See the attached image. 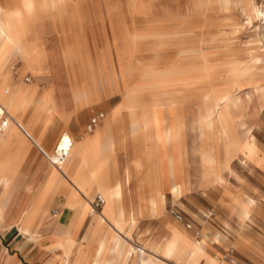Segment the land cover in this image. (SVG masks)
<instances>
[{
  "label": "rangeland",
  "instance_id": "rangeland-1",
  "mask_svg": "<svg viewBox=\"0 0 264 264\" xmlns=\"http://www.w3.org/2000/svg\"><path fill=\"white\" fill-rule=\"evenodd\" d=\"M51 1L32 0L30 13H25L22 0H0L9 9L5 16L13 34L12 24L20 21L19 12L29 14L33 25L28 29L39 33L35 37L38 42L28 46L31 55L12 61L11 83L25 88L22 84L36 81H101L116 88L114 99L126 96L148 104L172 101L181 116L182 156L177 141L173 151L177 171L180 165L185 169L186 188L173 195L170 206L192 220L195 229L169 215L168 204L159 218L137 220L130 228L133 241L152 248L166 239L173 224L193 241L205 239L206 251L217 255L223 264H231L226 256L230 248L238 264L258 262L251 253L254 248L260 254L264 251V0ZM0 14L2 18L3 11ZM21 26L26 30L24 23ZM22 61L27 70L22 69ZM5 68H0V78ZM36 71L45 75L38 76ZM27 74L29 82L24 80ZM7 88L5 102L24 113L28 105H16L18 97L11 86ZM28 93L37 97L34 91ZM226 93H231L226 100L233 103L228 108L230 129L239 139L248 140L253 150L248 157L240 148H229L231 161L221 169L218 182L208 164L217 163L206 159L213 157L209 152L214 148L218 160H224V138L217 133L201 138L198 117L209 106L220 108L223 102L216 96ZM0 105L7 108L2 101ZM38 107L45 113L42 105ZM127 108L131 113L137 110ZM50 121L45 119V125ZM57 139L44 146L48 153ZM248 199L253 201L248 216L242 218L237 206ZM211 210L214 215L207 216ZM48 211L44 223L52 220ZM170 243L176 259L181 251L183 259L189 256L191 247L179 245L173 238L160 247Z\"/></svg>",
  "mask_w": 264,
  "mask_h": 264
},
{
  "label": "crops",
  "instance_id": "crops-1",
  "mask_svg": "<svg viewBox=\"0 0 264 264\" xmlns=\"http://www.w3.org/2000/svg\"><path fill=\"white\" fill-rule=\"evenodd\" d=\"M3 6L7 12L9 9ZM12 26L19 38V48L14 56L9 58V62L5 61L8 58L6 55L0 63L2 68L7 62L0 78V91L3 88L5 95L9 93L7 86L18 90L19 83H11L12 61L14 58L21 59L25 55L29 57L31 53L28 51V46L38 42L35 37L39 34L33 29L23 30L20 22L13 23ZM22 69H26L23 61ZM37 75L44 76L45 73L39 72ZM22 85L36 92L38 97H48L53 116L45 125V113L41 108H35L33 105L27 106L24 113L8 110L5 107L0 110L1 117L7 112L19 124L11 122L5 129H0V174H8L16 187L3 212L4 220L0 222V264L130 262L123 258V253L126 241H133L130 229L133 226L117 225L112 222L103 210L107 198L97 186L100 185V189H110L116 181H120V203L125 205L126 214L133 213L137 220L157 219L164 214L166 206L174 202L170 191L172 176L167 156L163 160L166 166L154 168L153 165L158 155L165 153L169 155L171 145L159 144V152L147 158L146 151L153 146V143L146 141L144 136L146 133L153 136L157 128L152 123L149 128L137 130L140 123L139 114H133L127 108L139 110L155 103L148 104L138 98L126 96L125 99H114L116 88L101 81L93 84L82 80L70 83L36 81ZM231 104L233 103L226 100L221 106L225 112L228 130L237 146L250 157L252 145L248 140L242 139L245 140L242 141L236 137L230 129L228 108ZM97 111H102L105 115L96 129L87 132L86 124L91 115ZM18 115H21V120ZM168 115L163 114L162 128ZM22 122L31 123L33 134ZM212 123L211 132L221 135L220 125L215 119ZM63 130L71 135L72 145L67 159L62 164L63 167L57 168L46 159L40 148L47 152L44 146L49 147L57 136L58 142ZM209 155L213 156L214 161L218 160L214 148ZM43 157L50 165H47ZM103 158L104 161L100 163ZM214 165H210L213 178L220 182L221 169L226 167ZM92 172H95L94 176ZM150 174L153 178L152 182L148 181ZM179 178L186 182L185 169L181 165ZM176 180L179 181L178 178ZM27 184L38 188L35 197H29L28 194L23 196L22 188ZM19 187L21 189L18 191ZM157 191L163 195V199L161 201L157 198L159 207L151 210L149 198L156 197ZM98 192L105 197L101 210L85 211L83 203L87 201L90 204ZM252 201L248 199L246 204L237 206L242 218L248 216V206ZM50 205H53L51 209H49ZM53 210H56L55 214ZM47 211L50 214L48 219L52 218V220L44 223ZM99 213L104 216L101 222H99ZM169 227L171 231L166 239L161 243H154L152 248L151 245L148 246L150 250L160 247L168 239L173 238L179 245L187 244L194 249L191 259L194 264H223L221 262L224 261L219 260L217 255L206 251L205 239H198L200 243L194 244L193 240L176 225L172 224ZM66 236L74 237L67 240ZM253 253H251L253 259L258 262L242 263L264 264V251L260 254L254 248ZM162 258L174 260L176 264L180 262L172 255L160 256V260L165 262Z\"/></svg>",
  "mask_w": 264,
  "mask_h": 264
},
{
  "label": "bare ground",
  "instance_id": "bare-ground-1",
  "mask_svg": "<svg viewBox=\"0 0 264 264\" xmlns=\"http://www.w3.org/2000/svg\"><path fill=\"white\" fill-rule=\"evenodd\" d=\"M49 2L53 3L51 0H49ZM22 4L24 6L23 9H24L25 13H30V10L32 9V0H22ZM0 10L3 11V13H4V14H2L3 17L0 19V63H2V60L6 55H8V58L5 61L9 62V60H10L9 58H11V56H14V54L18 51L19 47H18V41H17L16 35H15V33L13 34V32L10 28L11 27L10 21L5 16V14L7 13L6 9L1 3H0ZM19 13H20V16H19L20 24H21V22L24 23L26 25V31L30 30V29H28L30 27L29 24L32 26L33 20L31 18H29V14H27V16H25V15L22 16L21 12H19ZM9 50H10V54H8ZM6 65H7V62H6V64H4V66H6ZM13 94L18 97L16 105H18V106L35 105L37 107L42 105L44 107L42 109L45 110V115H46L45 119L50 120V118H52L53 109L50 106V100L48 97H46V96H43V97L42 96H39V97L38 96L37 97L31 96L28 93V89L22 88L20 86H18L17 91L15 89H13ZM230 94L231 93H226V94L216 96V97L218 98L219 102H223V101L226 102V99L228 98V96ZM7 97H9V95L8 96H7V94L5 95L3 88H2L0 91V100L6 104V107L8 110H12L11 104L9 102H5V99ZM153 106L154 107H150V106L148 107L147 106L145 108H139V110L134 111L133 114H135V113L139 114L140 123H139L138 127L140 130H142V129L144 130L147 127L149 128V126L152 123L155 124V126L157 128L156 131L154 132L153 136L149 133H146L144 136L146 141H150L151 143H153V146L149 147L148 151H146V157L147 158H150L154 153L157 154L159 152V144H162V145L163 144H170L171 145V152L169 153V155H167L166 153L162 154L161 156L158 155V157H157L156 161L153 163V165H154V168L166 166V162H163V160L167 156L166 158H168V166H169L170 173L172 176L170 191L172 192L173 195H177L184 190L185 185H186V182L179 178L180 177V169H178V171H177L176 159H175L176 157H175V154L173 151V146L175 145V141H177V148L179 150H181L178 153V155L182 156V147H181L182 120H181V116L179 114L177 115V113L174 109V106L172 104V101H170L167 104L155 103V104H153ZM207 107L208 106H206V109H207ZM2 108H3V106L0 105V110ZM208 108H209L208 111H205L206 113H204V114L201 113L198 117V123H199L201 138H206V137H209L211 135V133H212L211 129L213 127L212 121H213V119H215L221 127V135L220 136L222 138H224V145L226 147L225 148L226 153H225L224 160L221 162L219 160L214 161L212 158L206 159V161H208V162L212 161V162L217 163V165H219V166L222 165V166L227 167L229 165V162L231 161V155L229 152V148L234 147L235 149H238L239 147L237 146L236 142L234 141V139L232 138V136L228 130V125L226 122L225 112L223 110V107L213 108V107L209 106ZM164 113L169 114L168 115L169 117H165L166 123H165V126L162 128L161 123L163 122V114ZM6 116L9 117L10 123L13 122L15 124V122H14L15 119L11 115H9L7 112H6ZM18 118H20V117H18ZM47 118H49V119H47ZM20 120H21V118H20ZM22 123L25 124L26 128L28 129V131L30 133L33 132L32 128H31V123L30 124H27L24 122H22ZM61 133L63 136L62 144H65V142L68 140L72 141L71 135L68 133V131L63 130ZM212 134L214 135V133H212ZM242 141H245V140H242ZM111 144H109V145L111 146ZM70 149H71V147H70ZM100 161H101L100 163H102L104 161V158ZM208 164L213 165L212 163H208ZM178 172H179V175H178ZM211 174H212V172H211ZM94 175H95V172H92V176H94ZM176 178H179L180 180L177 181ZM148 181L149 182L153 181L151 174L148 177ZM13 183L14 182L10 179L8 174H2V173L0 174V222L1 223L4 220L3 212H4L5 208L7 207L9 200H10L11 196L13 195L14 190L16 188ZM122 183H123V181H122ZM97 188L107 198L105 205L103 204L104 205L103 210H104L105 214L107 216H109V218L112 220V222L114 224H117V225L127 224L129 227L134 226L136 221H137V219L135 218V215L133 213L126 214L125 207H124L125 205L123 206V204L120 203V198H121V183H120V181H116L110 189H105V188L100 189L101 188L100 185H98ZM23 189H24V194H28L29 197H34V195L38 191V188H36L35 185H31V184L24 185ZM157 198H160L161 201L163 199V195L159 191L156 192V197L152 196L149 198V205L151 207V210H156L159 207V203L157 202ZM127 207H128V205H127ZM83 208H84V210H86L88 208L89 212L90 211L99 212V211H93L91 208V205L87 201H85L83 203ZM6 211H8V210H6ZM20 212L21 211H19V213ZM99 214H100L99 222H101L102 220H104V216L102 215V213H99ZM73 237L74 236H66V239L69 240L70 238H73ZM193 242H194V244L200 243L199 240H194ZM173 249H174L173 243L166 244L162 248L161 247H155L153 250H150L148 248V246H144V248H143L141 246H137L136 243L133 242L132 240H129V241H126V247H125V250L123 253V258L125 260H129L130 262H109L108 264H165L164 262H162L160 260V256L171 255ZM183 254H184V251H181L178 254V256H177L178 261L182 262L183 264H194V262H191V259L194 255V249L191 248L189 256L186 259H183ZM90 264H95V263L91 262ZM100 264H106V263L103 262Z\"/></svg>",
  "mask_w": 264,
  "mask_h": 264
},
{
  "label": "built area",
  "instance_id": "built-area-1",
  "mask_svg": "<svg viewBox=\"0 0 264 264\" xmlns=\"http://www.w3.org/2000/svg\"><path fill=\"white\" fill-rule=\"evenodd\" d=\"M24 80L29 82L31 80L30 75H28V74L25 75ZM104 115L105 114L102 111H97V112L93 113L91 115V117L89 118L87 124H86V131L92 132L94 129H96L100 125L101 120L103 119ZM14 122H15V124L19 125L15 120H14ZM9 123H10L9 117H7L6 115H3L1 117L0 129L1 130L5 129L9 125ZM62 141H63V136H61L59 138L55 148L52 151V153L45 152L42 148L39 147L41 152L46 157V159L51 164L56 166L57 168H61V165L67 159V156H68L69 151H70V147L72 145L71 140L66 141L65 144H62ZM104 203H105V197L101 193L98 192L95 194L94 198L91 200L90 205H91V208L93 211H99L102 208ZM167 212L175 220L182 222L185 225V227H187L189 229H195L194 222L192 220H190L189 218H187L175 206H169L167 208ZM55 213H56V210H53V214H55ZM214 213H215V211L211 210L208 212L207 216H212V215H214ZM195 234H196V236H199V231L195 230ZM226 256L231 263L237 264V258L235 257L234 249L230 248L228 250V253Z\"/></svg>",
  "mask_w": 264,
  "mask_h": 264
}]
</instances>
